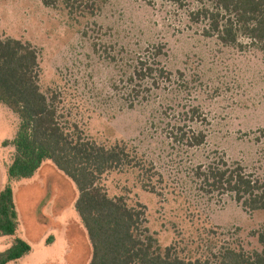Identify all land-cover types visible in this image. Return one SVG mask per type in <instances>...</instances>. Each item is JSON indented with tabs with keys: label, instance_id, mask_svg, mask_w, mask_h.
Segmentation results:
<instances>
[{
	"label": "rangeland",
	"instance_id": "1",
	"mask_svg": "<svg viewBox=\"0 0 264 264\" xmlns=\"http://www.w3.org/2000/svg\"><path fill=\"white\" fill-rule=\"evenodd\" d=\"M94 1L95 15L82 17L39 0H0V38L36 49L40 91L56 96L67 126L96 144L124 141L153 165L160 175L154 193L142 188L132 170L110 172L100 185L110 198L122 196L128 206L142 207L144 228L161 251L171 247L186 262L225 247L260 251L256 233L264 228V212L246 211L229 195L206 193L194 171L223 157L264 182V47L243 36L228 46L207 37L202 10L213 11V5L206 1ZM155 49L180 87L135 100L127 95L131 61ZM192 107L199 119L187 125L202 131L205 142L178 147L169 139L170 128L182 108ZM18 122L0 104V190L13 151L2 143L12 140ZM11 187L18 228L13 237H0V253L14 238L30 252L9 264H88L73 183L45 161Z\"/></svg>",
	"mask_w": 264,
	"mask_h": 264
},
{
	"label": "trees",
	"instance_id": "2",
	"mask_svg": "<svg viewBox=\"0 0 264 264\" xmlns=\"http://www.w3.org/2000/svg\"><path fill=\"white\" fill-rule=\"evenodd\" d=\"M47 8L62 6L70 16L93 17L94 0H39ZM179 3L180 0H168ZM213 5L204 9L208 20L204 31L225 46L235 45L239 36L264 47V0H199ZM161 50L145 52L132 60L126 81L127 95L135 100L152 90L179 88L178 80L158 61ZM181 77V74L178 75ZM39 66L36 49L27 42L0 38V104L18 118L11 141L4 147L13 151L6 166V184L0 190V237H13L18 218L11 184L31 178L40 166L50 162L67 177L77 191L74 210L86 233L90 247L88 264H264V228L256 233L260 251L222 248L210 258L186 262L173 253L163 251L144 228L142 207L128 206L122 196L110 198L100 185L101 178L114 171L132 170L140 177L142 188L154 193L153 165L138 156L124 141L111 146L96 144L75 125L67 126L58 111L56 96L47 97L38 85ZM178 122L170 128L172 144L195 148L204 144L202 131L192 130L187 122L199 119L198 109H183ZM194 176L206 193L229 195L244 210L264 212V182L246 173L238 162L214 158L205 166H197ZM30 252V246L14 238L0 253V264L17 261Z\"/></svg>",
	"mask_w": 264,
	"mask_h": 264
},
{
	"label": "crops",
	"instance_id": "3",
	"mask_svg": "<svg viewBox=\"0 0 264 264\" xmlns=\"http://www.w3.org/2000/svg\"><path fill=\"white\" fill-rule=\"evenodd\" d=\"M79 222H80V220H79ZM80 226H81V225H80ZM81 227H82V226H81ZM82 229H83V227H82ZM82 229H81V228L79 227V225H78V230H80V233H81L82 235H84V234L86 235L84 229H83L84 233H83ZM86 237H87V236H86ZM88 245H89V244H86V243H85V248H86V250H88ZM8 264H9V263H8Z\"/></svg>",
	"mask_w": 264,
	"mask_h": 264
}]
</instances>
